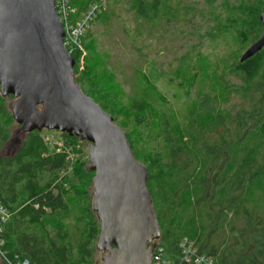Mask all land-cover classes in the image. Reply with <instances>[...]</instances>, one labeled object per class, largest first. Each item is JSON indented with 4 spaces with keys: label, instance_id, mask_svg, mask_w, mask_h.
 Returning a JSON list of instances; mask_svg holds the SVG:
<instances>
[{
    "label": "trees",
    "instance_id": "16d2710c",
    "mask_svg": "<svg viewBox=\"0 0 264 264\" xmlns=\"http://www.w3.org/2000/svg\"><path fill=\"white\" fill-rule=\"evenodd\" d=\"M260 1L249 0L244 7L246 16L238 35L245 43H253L262 34L260 14L264 6ZM136 3L145 14L143 0ZM85 36L84 48L90 55L94 40ZM73 57L78 74L80 52ZM234 69L243 82L249 108L239 110L235 119H225L218 110L198 105L187 116L185 128L179 120L162 116L164 151L147 144L148 187L161 225L160 242L174 263L179 258V242L187 238L199 252L211 256L214 264H264V47L251 58L236 62ZM142 79L145 84L132 101L138 125L149 119L153 107L149 78L144 75ZM77 80L86 93V78ZM8 98L13 96L0 93V154L15 124ZM227 120L233 126H227ZM63 136V148L51 153L41 132L33 131L14 158L0 157V200L11 212L3 233L4 248L13 262L95 264L99 222L90 214L87 237L74 241L67 223L70 204L80 209L83 206L80 196L75 199L77 205L66 200L72 192L81 194L80 186L82 193L88 192L93 172L87 171V161H79L72 172L79 183H72L64 171L70 147L75 148L79 137ZM133 153L139 160L134 149Z\"/></svg>",
    "mask_w": 264,
    "mask_h": 264
},
{
    "label": "rangeland",
    "instance_id": "374dc122",
    "mask_svg": "<svg viewBox=\"0 0 264 264\" xmlns=\"http://www.w3.org/2000/svg\"><path fill=\"white\" fill-rule=\"evenodd\" d=\"M73 1L82 12L91 0ZM103 1L105 12L93 22L85 36L94 40L92 53L89 55L86 51L80 59L76 80L86 78L83 82L86 93L105 106V111L128 135L136 155L145 165L150 157L147 144L164 151L160 117L179 120L185 128L187 116L198 105L218 110L225 119H235L239 110L250 107L242 91L243 82L234 69L252 44L243 42L238 35L249 0H143L145 14L139 11L136 0ZM260 2L264 6V0ZM144 75L149 78L153 107L149 119L138 125L132 101L145 84ZM12 101L13 98H8L9 105ZM226 123L233 126L229 120ZM16 128L15 123L11 133ZM41 134L46 138L55 135L46 141L51 153L59 151L57 140L64 145V136L57 130L45 129ZM73 147H70L64 173L70 176L72 183L78 184L79 179L74 178L72 172L79 161L88 164L89 142L79 138ZM93 177L94 173L87 193H82L80 186L81 194L75 191L66 197L69 203L72 200L77 205L80 201L83 206L80 209L70 204L67 223L74 241L87 237L90 214L96 216L92 206ZM71 185H68L70 192ZM77 197L79 201H75ZM52 236L56 237V233L52 232ZM97 239L98 236L94 240L95 247ZM101 255L96 247L95 264L101 263Z\"/></svg>",
    "mask_w": 264,
    "mask_h": 264
},
{
    "label": "water",
    "instance_id": "95a60500",
    "mask_svg": "<svg viewBox=\"0 0 264 264\" xmlns=\"http://www.w3.org/2000/svg\"><path fill=\"white\" fill-rule=\"evenodd\" d=\"M260 21L262 34L242 62L264 47V10ZM64 34L55 0H0V93L13 96L9 108L17 124L0 157L14 158L33 131L57 130L89 142L100 264H153L162 231L149 169L114 117L77 82Z\"/></svg>",
    "mask_w": 264,
    "mask_h": 264
},
{
    "label": "built area",
    "instance_id": "2783aa9c",
    "mask_svg": "<svg viewBox=\"0 0 264 264\" xmlns=\"http://www.w3.org/2000/svg\"><path fill=\"white\" fill-rule=\"evenodd\" d=\"M56 12L59 16L61 23L63 24L64 34V46L68 53L73 56L77 51L80 52L81 57L84 56L86 50L83 44V38L91 25L99 14L102 13L106 7V3L103 0H95L91 2L85 11L79 12L77 8L72 4L71 0H55ZM55 135L50 137H44V140L53 139ZM56 148L61 150L63 148V142L57 140ZM11 212L9 208L0 200V263L1 264H31L29 259L16 260L13 262L8 259L7 252L4 248L5 239L3 236L5 225L10 220ZM179 258L177 263H174L166 255V248L160 242L156 241V247L153 252V264H214L213 258L205 253L199 252L194 242L184 238L178 244Z\"/></svg>",
    "mask_w": 264,
    "mask_h": 264
},
{
    "label": "crops",
    "instance_id": "0c3cea01",
    "mask_svg": "<svg viewBox=\"0 0 264 264\" xmlns=\"http://www.w3.org/2000/svg\"><path fill=\"white\" fill-rule=\"evenodd\" d=\"M43 136V135H42ZM6 144V143H5ZM5 146V145H4ZM4 148V147H3ZM2 151V150H1Z\"/></svg>",
    "mask_w": 264,
    "mask_h": 264
},
{
    "label": "flooded vegetation",
    "instance_id": "af4514ba",
    "mask_svg": "<svg viewBox=\"0 0 264 264\" xmlns=\"http://www.w3.org/2000/svg\"><path fill=\"white\" fill-rule=\"evenodd\" d=\"M157 241V240H156Z\"/></svg>",
    "mask_w": 264,
    "mask_h": 264
}]
</instances>
